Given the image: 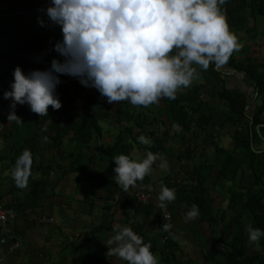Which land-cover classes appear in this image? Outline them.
<instances>
[{"label":"crops","instance_id":"0c3cea01","mask_svg":"<svg viewBox=\"0 0 264 264\" xmlns=\"http://www.w3.org/2000/svg\"><path fill=\"white\" fill-rule=\"evenodd\" d=\"M3 6H5V1H2L0 5V7ZM243 13L249 12L244 10ZM40 17L38 18L40 19ZM21 18L26 23H30L20 33V39H23L27 36V29L33 24L37 28L38 18L36 21L26 16ZM42 18L46 19L44 23L47 24V18ZM13 22L14 24L18 23L19 18L14 17ZM247 26L250 31L240 29L235 33L241 48L234 52L232 57L262 61L264 56V17L248 16ZM37 29L42 35H45L49 28L46 27L45 32L41 27ZM20 49L19 42L9 34L1 35L0 70L6 66L9 60L16 57H27V52L20 51ZM197 71L205 83L202 89L203 95L206 94L208 87L214 84L223 85L229 89L235 88L245 93L244 99L247 102L250 99L252 101L244 106L245 120H249L255 113L259 100L253 97L251 80L243 72L236 71L227 63L219 68L212 64L206 71L200 68H197ZM87 91L97 92L96 89L94 91V88L91 90L90 87H87ZM184 91L185 89L177 93ZM214 99L216 97L211 100ZM4 102L6 101L0 100V202L5 208L14 209L17 216L0 226V236L6 231L14 232L20 243V248L9 251L5 245L0 243V264H89L93 260L92 256L99 251L104 254L103 258L106 264H126L125 261L106 256L107 246L105 243L114 234V224L131 227L137 235L143 238L145 243H150L151 251L158 257L159 264H174L175 262L207 264L203 255L216 245L215 240L210 241L205 235L210 229L208 223L202 219L201 213L195 219L186 220V213L192 206L185 201L186 199L185 203L176 204L177 189L180 188L179 193L181 192L182 197L188 193L191 199L199 196L202 199L201 203L197 199H192L198 209L205 205L211 214L217 216H225L229 210L232 212V208L228 205L230 183L218 180L216 174L213 181L209 178L214 172L213 169L215 170L211 163L215 144L228 151L234 147L232 134L236 127L226 119L227 114L222 116L219 113L216 115L214 112V118L206 126L205 131L192 139V130L184 132L177 125L171 127L168 131L171 139L166 145L171 149V156L166 159L162 158L167 162V170L159 167L161 159H157L153 164L152 173L146 176L142 182L138 181L135 187H130L126 193L114 180L115 163L113 158L116 155L125 154L132 159H143L142 146L144 144L139 140H133L128 134L123 142H125L124 145L130 143L129 149L121 148L113 155H101L102 150L116 141L119 125L115 123L112 116L106 118L107 128L100 125V135H94L88 145L77 144L76 141L70 140L66 136L63 137L61 144L56 145L48 137L45 141L46 136L44 137L42 134L44 128H38L35 125L25 128L15 122L9 124L7 115L10 110L5 109ZM219 102L226 105L222 108L228 111L227 102L224 100ZM129 105L131 109L139 108L130 103ZM114 108L115 105L111 111ZM157 110L158 107L153 104L144 109V112L149 115L150 120L156 118L155 121L151 120V124H147V127L155 126L161 135L165 128L161 121L159 122ZM220 113L223 114V112ZM19 117L21 118V116ZM134 132H136L135 129ZM179 135H183L184 139H181ZM192 144L196 147L195 153L190 157L181 155L182 157L179 158L182 150ZM207 146L212 147L210 150L212 155L207 156ZM26 149L32 155L31 175L28 178L27 187L19 188L11 173L17 158ZM77 155V159H72ZM103 163L107 164L103 165ZM200 164L202 169L200 173L196 174L194 168ZM243 166L245 167V163ZM247 170L245 169L243 172V177L249 175ZM95 174L112 179L113 182L96 187L91 179V176ZM209 181H212L211 185L214 184L215 187L210 189ZM224 183L227 184L223 186ZM238 183L240 184L238 187L244 189V185H241L242 182ZM162 185L174 189L176 196V199L167 203L166 206L171 213L172 242L175 244L171 249L164 248L160 240V225L153 220V213L159 208L157 197ZM219 187H222L224 193L221 191L223 194L217 197L218 193L215 191H219L217 190ZM139 190L150 193L147 204L138 203L135 200L134 192ZM218 201L224 207V210L219 212L216 203ZM142 205L150 207L145 209ZM40 215L52 216L54 221L40 223L37 221V217ZM231 216H234V212L231 213ZM229 221H234L233 217ZM218 226L219 228L222 226L220 219ZM256 251H259V248Z\"/></svg>","mask_w":264,"mask_h":264},{"label":"clouds","instance_id":"9594fccd","mask_svg":"<svg viewBox=\"0 0 264 264\" xmlns=\"http://www.w3.org/2000/svg\"><path fill=\"white\" fill-rule=\"evenodd\" d=\"M226 0H50L46 9L49 20L60 26L62 41L54 50L64 57L52 59L47 70L25 74L19 66L13 70L8 123H23L14 109L27 104L37 116H47L48 109L61 108L56 95L60 75L78 78L85 87L95 88L109 104L127 101L134 107L158 104L162 98L175 99L177 92L199 79L197 68L207 70L225 65L241 44L227 24L221 6ZM44 26V21L38 18ZM46 130V129H45ZM45 141L47 137L44 138ZM140 143L151 146L144 135ZM161 159L159 167L167 170L166 160L146 152L143 159L120 154L113 158L114 180L128 192L142 182ZM32 155L24 150L17 158L12 178L19 188L27 187ZM176 199L175 190L161 186L157 206L165 209ZM193 204L186 220L199 216ZM167 218V217H166ZM170 224L163 230L169 231ZM250 244H258L264 231L246 226ZM113 235L106 241L107 257L126 264H159L131 227L113 225Z\"/></svg>","mask_w":264,"mask_h":264},{"label":"trees","instance_id":"16d2710c","mask_svg":"<svg viewBox=\"0 0 264 264\" xmlns=\"http://www.w3.org/2000/svg\"><path fill=\"white\" fill-rule=\"evenodd\" d=\"M2 1H5L7 10L0 11V38L2 34H9L10 37L19 42L22 50L33 52L35 55V58L16 57L9 60L6 66H3L0 70V100L6 101L4 102L6 106V104L10 105V99H4L3 92L10 90L15 67L19 66L25 74H28L32 70H47L51 66L52 59L63 61L64 57L54 50L55 43L62 41L63 38L57 31L47 29L46 34L42 35L33 24L27 29V36L20 39L22 29L27 26V23L21 18L24 15L35 21L39 16L46 17L48 20L47 24L52 23L46 13L50 0H0V5ZM221 8L225 12L229 29L234 34L240 29L250 31L247 26L248 16L264 17V0H226V3ZM244 10L249 13L244 14ZM17 11H21L24 15L15 13ZM14 17L19 18V22L16 24L13 22ZM56 26L60 28L59 25ZM254 61L251 58L236 59L231 56L227 62L236 71L243 72L250 78L253 87V97L259 100V105L249 120H245L244 106L252 101L250 99L247 102L244 99V92L214 84L208 87L205 97L211 99L217 97L227 102L228 112L230 111V113L227 114L226 119L236 127L232 134V139L234 148L238 149L241 155L235 156L232 150L228 151L215 144L211 163L216 169V178L230 182L228 187L229 207L232 209L236 207L243 208L247 212L249 219H247V225L264 231V145L261 148L255 147L256 141L264 144V56L262 61ZM59 79L60 83L56 87V95L62 105L60 109L53 110L49 107L48 115L40 117L31 112L27 104H17L14 109L16 115L21 116L23 121L20 126L27 128L35 125V127L44 128V131H42L43 136L48 137L56 145L61 144L65 136L70 140L76 141L77 144L88 145L94 135H100L101 133L99 121L112 116L115 123L119 125L116 141L102 150L101 155H113L121 148L124 150L129 149L130 143L124 145L125 142H123L129 134L133 140H138L140 135H144L152 141L151 146H142L144 157L146 152L151 151L153 154H158L160 158L166 159L171 156V149L166 146L171 139L168 134L171 127L177 125L184 132L192 130V139L205 131L206 126L214 118V111L207 110L209 101L212 100L202 98V89L205 86L202 80L185 88L184 92L177 93L175 99L162 98L158 104H155L158 107L159 122L161 121L165 128L160 135L155 126L147 127V124H151V120H156L155 117L150 120L149 115L145 114L144 109L148 107L140 106L137 109H131L126 101L119 104H109L106 98L101 96L98 91L88 92L87 87L83 86L79 81L72 83L70 76L60 75ZM78 103L79 105H77ZM113 105H115V108L111 111ZM221 112H224V108H222ZM221 115L224 116V113ZM134 129L136 132H134ZM183 135L185 136L184 133ZM183 135H179L181 139H184ZM195 150L196 147L193 144L186 146L180 153L179 158L182 157L181 155L190 157L195 153ZM254 150L259 151L255 152ZM77 158L78 155L72 159ZM243 163H245L247 168L243 166ZM201 166L200 164L194 168L196 174L200 173ZM245 169L250 170L253 179H251V186L248 185L244 189L241 186V189L238 187L240 184L237 182V177L242 175ZM91 179L96 187L113 182L112 179H106L97 174L92 175ZM258 184H263V187L255 188L254 185ZM179 191L180 188L177 189L176 204L187 201L192 206L194 204L192 199H197L199 203L202 201L199 196L192 199L189 198V193L182 197ZM139 205L138 207H140ZM142 207L146 209L150 206L142 205ZM200 207L199 213H201L202 219L208 223L210 231L215 234L219 233V236L215 239L216 245L203 255L205 263L264 264V250L248 251V233L246 228L241 226V221H235L234 225L236 224L241 230L234 235L232 243L227 244L224 239L226 237L225 231L218 226L219 219L222 220L223 225V215L211 214L205 205ZM160 210L158 208V211L153 213V220L160 225L161 239L162 236L168 234V231L163 230V225L170 224L172 219L166 222L162 218ZM232 223L233 221H228L225 225L231 227ZM169 231H171V228ZM12 233L15 235L14 232ZM14 240L18 241L16 235ZM162 243L164 248H174L175 244L172 242V234L168 235ZM256 245H260L261 250L264 249V237H261ZM19 248L20 243L17 249ZM103 257L104 254L99 251L92 256L93 260L89 264H106ZM174 264L181 263L175 262Z\"/></svg>","mask_w":264,"mask_h":264},{"label":"rangeland","instance_id":"374dc122","mask_svg":"<svg viewBox=\"0 0 264 264\" xmlns=\"http://www.w3.org/2000/svg\"><path fill=\"white\" fill-rule=\"evenodd\" d=\"M5 11V10H7V7L6 6H3V7H0V11ZM19 10V9H18ZM16 13V12H15ZM18 14L19 13H21V14H23L21 11H19V12H17ZM24 15V14H23ZM25 16V15H24ZM27 17V16H26ZM28 18V17H27ZM40 19H42L43 21L44 20H46V19H44V18H42V17H40ZM45 22V21H44ZM27 24H30L29 22H27ZM39 27H41L44 31L43 32H45L46 31V27H48L49 29H51V30H53V31H57L58 32V34H60L61 36H62V32H61V29L60 28H58L56 25H53L52 23H49V24H45L44 23V26H40V23H37V28H39ZM22 31H24V29H22ZM20 51H22V49H20ZM27 55V57L28 58H35V55L33 54V52H27L26 53ZM0 63H1V61H0ZM70 80H71V82L72 83H74V82H77V81H79L78 80V78H75V77H72V76H70ZM198 80H201V77H199V79H197V80H195V81H193V83H195L196 81H198ZM192 83V84H193ZM90 89L92 90L93 88L92 87H90ZM94 91H95V88H94ZM180 91H183V89H181ZM204 97H203V99H209V100H211V98H208V97H205L206 95H203ZM221 101L219 98H217L216 97V99H214L213 101H209V107L207 108V110H213L214 112H216V115H218V113L221 115V111H222V107H225L226 105H224L223 103H221L220 104V102L219 101ZM77 105H79V103L77 104ZM5 109L6 110H12V109H10V107H9V105L8 104H6V106H5ZM224 115L226 116V114H228V111L227 110H224ZM215 115V116H216ZM99 123H100V125L102 126V127H106L107 128V124H108V122H107V120L106 119H101L100 121H99ZM223 143V142H222ZM262 145H264L263 143H258L257 141H256V143H255V147L256 148H258V147H262ZM207 149H208V155L207 156H209L210 154L212 155V153H210V150L212 149V147H210V146H207ZM232 150V152L234 153V155L235 156H241L240 155V152L238 151V149H235L234 147H233V149H231ZM230 150V151H231ZM255 152H258L259 150H254ZM105 160V159H104ZM106 162H107V160H105ZM107 163H103V165H106ZM244 164V163H243ZM246 167V166H245ZM247 168V167H246ZM216 170V169H215ZM214 169H213V171L215 172H212V174L210 175V179L213 181V178L215 177V174H216V171H215ZM100 171H101V169H100ZM247 172H248V174L249 175H247V176H245V177H243L242 175H239L238 177H237V182H242V184L241 185H244V188H247V186L248 185H250L251 186V179H253L252 178V176H251V174H250V170H247ZM212 181H209V188L211 189L212 187H215V185L214 184H212L211 185V183H212ZM222 182H227V181H222ZM228 183V182H227ZM227 183H224L223 184V186H225ZM230 183V182H229ZM251 183V184H250ZM221 185V184H220ZM254 187L255 188H261V187H263V184H258V185H254ZM217 190H219V191H215V192H217L218 194H217V197L219 196V195H222L223 193H224V190H222V187H219ZM212 191V190H211ZM221 191L223 192V193H221ZM223 199V198H222ZM217 203V205H218V208H217V211L219 212V211H222V210H224V207L223 206H221L220 205V201H218V202H216ZM227 210V209H226ZM234 212V216H231V213H233ZM221 213V212H220ZM223 217H224V219H223V223H225V222H227L228 223V221H229V219L231 218V217H233L234 218V221H233V223H232V225L235 223V221H237V222H240L241 221V226L243 227L244 226V228H246V225H247V219H248V216H247V212L245 211V210H243V208H239V207H236V208H234V209H232V212H231V210H229V211H227V213L225 214V216L223 215ZM249 220V219H248ZM221 222H222V220H221ZM226 223V224H227ZM231 225V227L230 226H221V228H223L224 229V231H225V235H226V237L224 238L226 241H227V244H230V243H232V240H233V238H234V235L236 234V233H238L239 232V230H241V229H239V227L235 224L234 226H232ZM230 228V229H229ZM205 235L210 239V241L211 240H215L216 239V237H218L219 236V233H212V232H206L205 233ZM247 240H248V237H247ZM252 248V249H251ZM259 248V251H261V246L260 245H255V244H250L249 243V241H248V249H249V251H255V250H257Z\"/></svg>","mask_w":264,"mask_h":264},{"label":"built area","instance_id":"2783aa9c","mask_svg":"<svg viewBox=\"0 0 264 264\" xmlns=\"http://www.w3.org/2000/svg\"><path fill=\"white\" fill-rule=\"evenodd\" d=\"M134 198L138 203L147 204L150 199V193L145 190H139L134 192ZM162 218L168 222L171 220L170 211L165 208L161 209ZM17 216V212L12 208H5L0 202V226L5 224L8 220H13ZM167 217V218H166ZM37 221L40 223H52L54 218L52 216L40 215L37 217ZM173 232L168 231V234L161 237V242L166 239L168 235H171ZM14 234L12 232H3L0 236V243L5 245L7 249L14 250L19 247V242L14 240Z\"/></svg>","mask_w":264,"mask_h":264}]
</instances>
